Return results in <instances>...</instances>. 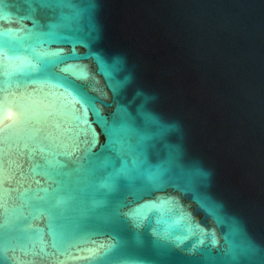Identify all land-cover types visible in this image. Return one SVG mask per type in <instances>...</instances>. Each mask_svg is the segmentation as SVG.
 Wrapping results in <instances>:
<instances>
[{"label": "water", "instance_id": "95a60500", "mask_svg": "<svg viewBox=\"0 0 264 264\" xmlns=\"http://www.w3.org/2000/svg\"><path fill=\"white\" fill-rule=\"evenodd\" d=\"M0 264H264V0H0Z\"/></svg>", "mask_w": 264, "mask_h": 264}]
</instances>
